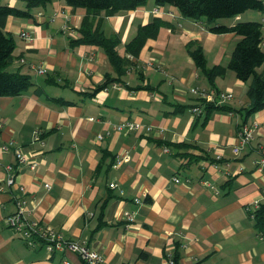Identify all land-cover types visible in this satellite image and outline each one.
Wrapping results in <instances>:
<instances>
[{"label":"crops","instance_id":"0c3cea01","mask_svg":"<svg viewBox=\"0 0 264 264\" xmlns=\"http://www.w3.org/2000/svg\"><path fill=\"white\" fill-rule=\"evenodd\" d=\"M85 16V9L53 0L34 18L5 22L16 43L8 70L29 75L35 85L0 96V264H85L71 251L29 247L5 224L22 196L7 185L8 166L25 196L37 202L27 206L31 218L68 240L87 241L104 264H167L176 252L179 264H264V232L247 211L257 201L264 205V172L256 169L264 156V110L248 119L247 125L258 124L254 140L235 154L250 83L229 69L210 81L190 53L201 46L208 69L226 68L241 37L214 34L204 20L186 19L155 0L113 16L91 15L107 36L120 35V53L140 26L165 22L131 58L122 81L92 96L107 74L116 73L102 48L73 44L82 37ZM238 21L262 23L264 38V12L248 11L227 24ZM192 88L233 98L198 119L191 109L200 99ZM126 121L141 128L119 132ZM35 131L44 143L34 142ZM185 144L207 159L184 166ZM18 150L35 155L37 167L20 163ZM124 155L129 160L117 166Z\"/></svg>","mask_w":264,"mask_h":264},{"label":"trees","instance_id":"16d2710c","mask_svg":"<svg viewBox=\"0 0 264 264\" xmlns=\"http://www.w3.org/2000/svg\"><path fill=\"white\" fill-rule=\"evenodd\" d=\"M21 6L0 4V96H17L25 93L35 84L31 77L20 72H10L9 65L13 61V53L16 48L14 38L4 30V25L9 17L20 19H30L35 17V10L45 8L53 0H17ZM73 8H83L87 11V16L82 21L80 32L82 37L73 41V44L92 45L102 48L111 63L116 76L106 75V81L99 86L91 95L94 96L102 90H107L114 83L122 81L127 69L132 65L131 58L137 57L145 46L148 39L157 38L161 27L165 22L154 20L139 28L137 36L126 46L125 53H120L118 47L121 45L120 35L107 36L100 25H96L90 19L91 15L96 16L105 13L113 16L121 12H130L141 8L149 0H62ZM158 6L171 5L179 10L182 17L194 21L204 20L208 30L217 35L229 33L237 34L241 40L237 43L232 59L228 67H214L208 69L206 58L201 46L190 47L198 68H200L210 79L221 75L227 69L233 71L237 78L249 84L248 102L243 113L245 123L239 128L247 125L248 119L254 114L264 110V38L260 22L238 21L234 25L227 24V21L236 19L248 11L264 12V0H155ZM192 48V49H191ZM37 93L41 90L36 89ZM62 105H69L70 102L63 99H54ZM203 108V113L196 117L201 118L215 110L223 108L222 105L209 103L201 99L197 105ZM195 106V107H197ZM183 110L182 107L176 111ZM132 122V121H131ZM188 149L181 153L183 165L192 166L207 158L198 156L190 151V145H182ZM217 161H213L215 164ZM201 164V163H200ZM254 218L261 231L264 232V205L255 213ZM172 256L173 264H179L180 255L176 252ZM169 258L167 264H171Z\"/></svg>","mask_w":264,"mask_h":264},{"label":"built area","instance_id":"2783aa9c","mask_svg":"<svg viewBox=\"0 0 264 264\" xmlns=\"http://www.w3.org/2000/svg\"><path fill=\"white\" fill-rule=\"evenodd\" d=\"M22 37L28 41H31L32 38L28 33H22ZM24 62V61H23ZM172 82L175 81V78L171 79ZM117 85H113V88H116ZM108 90V89H107ZM191 94L201 99L206 100L209 103H214L217 105H222L224 102L229 101L233 98L231 92H216V90H201L197 88H192L190 90ZM194 116L201 115L203 113V108L200 106L193 107L191 109ZM258 127L257 123L253 125H246L238 132V145L234 148V153L239 154L248 144L254 140V129ZM141 128V125L137 122L126 121L117 126L119 132L127 131H138ZM3 129V123H0V130ZM150 130V128H148ZM100 139L103 137L100 136ZM34 142L44 143L41 134L39 131L34 132ZM168 150V149H166ZM17 159L20 163H26L30 165L31 169H35L38 165L35 155L25 154L22 150L17 151ZM129 160L128 155L123 157H118L117 166L121 165L125 161ZM256 169L259 172H264V156H262L256 162ZM176 182H179L180 179L176 178ZM7 185L9 187H16L18 191L22 194L16 201L17 211L5 218V224L15 231V233L22 239L24 242L32 248L37 247L39 244L43 245L44 248L51 254L56 252H65L71 251L77 254L85 264H104V258L93 250L87 241L78 242L68 240L64 235L52 227L43 226L40 221L34 220L31 218L33 212L27 210L29 204L33 205V209L36 207L37 202L35 199L28 198L25 196L26 188L23 185H17V175L14 167H7ZM204 183V182H203ZM111 188H115L116 184H111ZM46 188L50 189V185H46ZM216 193L218 190L216 187L212 186ZM264 197V189L263 194ZM137 203H140V199L136 200ZM261 201L255 202L253 205L247 207V211L254 218L255 213L260 209ZM129 220H133V217H128ZM170 263L172 262V256L169 257ZM64 264H71L69 261H65ZM198 264V263H197Z\"/></svg>","mask_w":264,"mask_h":264},{"label":"rangeland","instance_id":"374dc122","mask_svg":"<svg viewBox=\"0 0 264 264\" xmlns=\"http://www.w3.org/2000/svg\"><path fill=\"white\" fill-rule=\"evenodd\" d=\"M0 4H7L5 0H0Z\"/></svg>","mask_w":264,"mask_h":264}]
</instances>
